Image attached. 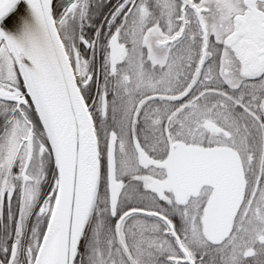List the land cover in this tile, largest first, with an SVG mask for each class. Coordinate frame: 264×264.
Returning a JSON list of instances; mask_svg holds the SVG:
<instances>
[{"label": "snow or ice", "instance_id": "snow-or-ice-1", "mask_svg": "<svg viewBox=\"0 0 264 264\" xmlns=\"http://www.w3.org/2000/svg\"><path fill=\"white\" fill-rule=\"evenodd\" d=\"M0 264H264V0H0Z\"/></svg>", "mask_w": 264, "mask_h": 264}]
</instances>
